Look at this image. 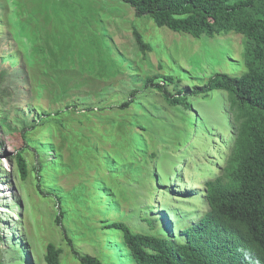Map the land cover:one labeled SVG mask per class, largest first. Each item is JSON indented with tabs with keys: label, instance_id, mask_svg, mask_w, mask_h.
<instances>
[{
	"label": "rangeland",
	"instance_id": "obj_1",
	"mask_svg": "<svg viewBox=\"0 0 264 264\" xmlns=\"http://www.w3.org/2000/svg\"><path fill=\"white\" fill-rule=\"evenodd\" d=\"M0 1V17L8 22L14 18L13 7L9 1ZM57 3L63 8L58 9L59 13L77 8L73 16L82 18L86 14L87 19L88 13L100 9L105 32L102 40L107 41L110 50L106 57L117 65L112 69L103 67L106 75L102 76L96 67L91 69V76L83 67L71 68L70 71H79L80 75L72 76L71 88L62 99H58L57 86L51 94L34 89L43 79L35 65L29 68L33 77L32 94L25 85L23 93L19 89L14 91L10 104L3 108L0 114V264H46L44 255L48 244L61 250L59 264H81L74 252L96 258L102 264H137L122 232L104 229L101 221L123 223L134 233L162 237L170 233L177 242H183L179 231L208 211L207 194L222 168L236 123L234 114L228 110L226 92L213 90L187 95L185 106L171 108L158 92L144 88V80L165 70L181 78L182 88H199L215 74L239 75L244 67L243 37L230 33L193 38L174 33L154 26L147 19L136 20L130 7L120 0H59ZM56 14L54 11L53 15ZM19 23L22 25L23 21ZM96 24L92 26L94 32ZM133 26L150 44L151 51L144 54L139 49ZM10 27L6 23V29ZM4 44L0 28V54L6 49ZM77 44L82 45L78 47L79 53L86 57L83 41ZM95 56V53L91 55ZM18 83L15 75L8 78V85L13 87ZM165 87L175 93L172 85ZM132 90H137L140 97L129 113L138 115L142 130L131 127L123 132V139L115 137L113 131L104 139L98 135L101 130L104 132V120L92 117L80 125L79 132L91 138L81 146L80 155L77 150L71 154L67 147L70 144L72 149L77 147L78 140L72 132L66 139L67 145L60 144L55 171L48 175L41 190L62 195V206L77 200L81 221L70 214L67 220L56 225L54 220L60 206H54L53 196L48 199L37 193V175L31 168L37 165L38 157L33 148L29 150L32 154L22 153L27 164L25 179L16 167L15 155L25 147L15 132L21 119L24 120L27 111L32 110L36 115L68 103L79 110L103 106L104 112L100 113L114 118L117 114L114 104L129 100ZM106 103L109 106L103 105ZM40 132L44 142L47 134L44 130ZM135 137L148 155L154 152L156 157L132 158V149L136 151L137 147ZM34 147L37 148V143ZM111 151L120 159L114 175L106 168ZM52 158L50 154L46 159ZM103 183L105 186L101 187ZM65 207L69 211L68 204Z\"/></svg>",
	"mask_w": 264,
	"mask_h": 264
},
{
	"label": "trees",
	"instance_id": "obj_2",
	"mask_svg": "<svg viewBox=\"0 0 264 264\" xmlns=\"http://www.w3.org/2000/svg\"><path fill=\"white\" fill-rule=\"evenodd\" d=\"M4 1L11 3L14 18L11 17L6 22L0 17V28L6 46L0 54V114L3 113V108L10 104L14 91L19 89L23 93L25 85L29 86L27 91L30 94L34 89L51 94L57 86L60 90L58 99H62L71 88L69 83L72 76L80 75L79 71H70L71 68L83 67L90 72L88 76H91V69L96 67L98 74L102 76L106 75L102 72L103 67H116L114 60L106 57L110 50L106 46L107 41L104 40V44L102 40L105 32L100 9L98 12L88 13L90 15L87 19L86 14L82 18L73 16L72 12L78 11L77 8L59 13L58 9H63L58 7L59 0ZM120 1L130 7L136 20L147 19L154 26L166 28L174 33L187 34L193 38L202 35L212 38L230 33L241 35L244 67L236 76L215 74L199 88H182L181 78L174 77L165 70L163 74L147 76L144 80V88L148 92H158L165 104L171 108L185 106L187 95L213 90L226 92L228 110L236 118L232 140L226 147L227 153L222 168L207 194L208 211L195 223L179 231L184 241L177 242L170 233L166 237L134 233L119 222L102 220L103 228L122 232L123 239L137 264H264V0ZM73 4L78 6L77 2ZM54 11L56 15H53ZM19 21H23L22 25ZM6 23H10L9 30L6 29ZM95 23L96 32L100 35H96L92 28ZM133 35L142 53L152 50L136 27L133 29ZM82 41L86 57L79 53L80 44L77 42ZM94 53L97 56L92 58ZM116 60L121 62V59ZM35 65L43 79L33 89V77L29 68ZM160 69L162 70L161 67ZM11 75L19 79V83L13 87L7 84ZM167 85H172L175 93L168 91L165 87ZM129 97V100L120 101L119 105L114 104V111L117 113L114 118L100 113L104 112L103 106L79 110L77 106L68 103L55 110L39 112L37 116L32 110L27 111L24 120L21 119L19 129L15 132L25 147L15 155L16 167L20 177L25 179L27 164L22 153L32 154L30 149L33 148L38 157L37 165L31 168L37 175V193L48 199L53 196L54 206H60L54 220L56 225L62 220H67L70 214H75L78 219L80 214L77 200L62 206V195H50L51 193L41 190L48 175L55 171L57 150L61 153L60 144L67 145L66 139L71 137L72 132L78 140L77 147L72 149L71 144L67 147L71 154L77 150L80 155L81 146L91 140L88 135L79 132L80 125L92 117L104 120V132L101 130L98 134L104 139L109 133L113 134V131L115 137L122 138L123 132L131 127H139L142 130L138 115L129 113L135 100L140 97L137 90H132ZM103 105L109 106V103ZM71 124L79 125V128H74ZM42 130L47 134L44 142L41 141L44 137L39 134ZM36 133L37 140H34ZM135 140L137 147L136 151L132 149V158L136 160L137 156H141L142 160L144 155L156 157L154 152L149 155L146 153L147 149L139 144L138 137H135ZM34 143H37V148ZM50 154L53 158L46 159ZM110 154L106 168L114 175L120 159L112 151ZM104 186L103 183L101 187ZM67 204L69 211L65 207ZM62 232L65 237L63 229ZM66 240L70 243L69 238ZM74 254L81 264H102L96 258L80 256L76 252ZM60 255V249L48 244L44 261L46 264H59Z\"/></svg>",
	"mask_w": 264,
	"mask_h": 264
}]
</instances>
